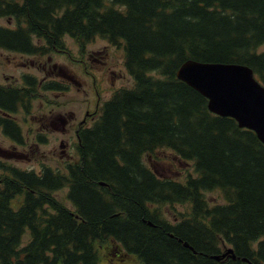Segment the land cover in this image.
I'll list each match as a JSON object with an SVG mask.
<instances>
[{
  "label": "trees",
  "instance_id": "obj_1",
  "mask_svg": "<svg viewBox=\"0 0 264 264\" xmlns=\"http://www.w3.org/2000/svg\"><path fill=\"white\" fill-rule=\"evenodd\" d=\"M0 17L15 21L0 26V48L64 52L68 35L83 52L101 36L122 45L132 78L77 127L78 158L63 170L0 161V264H98L109 243L138 264H264V144L175 74L187 59L239 63L264 85V0H0ZM24 80L0 84V129L17 142L19 124L6 115L29 113L38 88L68 89ZM159 148L192 161L195 175H156L143 157ZM64 187L72 208L54 196ZM213 189L223 203H208ZM176 204L185 210L170 222L159 207ZM223 244L235 258H213Z\"/></svg>",
  "mask_w": 264,
  "mask_h": 264
},
{
  "label": "rangeland",
  "instance_id": "obj_2",
  "mask_svg": "<svg viewBox=\"0 0 264 264\" xmlns=\"http://www.w3.org/2000/svg\"><path fill=\"white\" fill-rule=\"evenodd\" d=\"M0 26L13 28L15 21L0 17ZM64 43L66 51L43 55L21 54L0 48V84L20 86L24 84V76L28 75L39 82L57 80L68 85V89L60 93L38 88L31 100L29 113L20 108L11 115L19 124L22 140L17 142L0 129V161L24 170H39L41 165L63 170L66 163L75 162L78 158L75 148L78 123L86 121L85 126H90L100 113L96 109L97 99L101 104L115 90L132 86V78L123 64L122 45H113L107 39L95 36L81 52L74 38L66 35ZM86 113L93 114V117ZM39 135L42 142L38 141ZM143 162L159 177L184 182L188 176L195 175L192 161L181 159L169 148L145 154ZM66 193L67 187H64L54 196L72 208ZM205 197L209 204L224 202L218 189L206 191ZM19 200L17 197L14 203ZM184 210L185 207L178 204L159 207L170 222L177 219L176 212ZM27 239L26 234L22 243ZM252 245L255 248L257 242ZM106 247L99 255L98 264H138L131 258H116L112 254L111 243ZM226 247L223 244L222 251Z\"/></svg>",
  "mask_w": 264,
  "mask_h": 264
},
{
  "label": "water",
  "instance_id": "obj_3",
  "mask_svg": "<svg viewBox=\"0 0 264 264\" xmlns=\"http://www.w3.org/2000/svg\"><path fill=\"white\" fill-rule=\"evenodd\" d=\"M176 77L205 96L211 112L234 118L239 127L254 131L264 144V85L249 66L187 59L177 68ZM183 245L195 252L186 242ZM227 254L235 258L232 248L221 256Z\"/></svg>",
  "mask_w": 264,
  "mask_h": 264
},
{
  "label": "flooded vegetation",
  "instance_id": "obj_4",
  "mask_svg": "<svg viewBox=\"0 0 264 264\" xmlns=\"http://www.w3.org/2000/svg\"><path fill=\"white\" fill-rule=\"evenodd\" d=\"M98 101H99V100L97 99V101H96V107L99 106ZM86 114H88V116H89L90 118L93 117V114H91V113H86ZM68 117H69V116H68ZM86 117H87V116H86ZM85 122H86V121H84V122L82 121V122L78 123V125H79V124H82L83 127H84V126H85V124H84ZM76 131H77V129H75V133H76Z\"/></svg>",
  "mask_w": 264,
  "mask_h": 264
}]
</instances>
